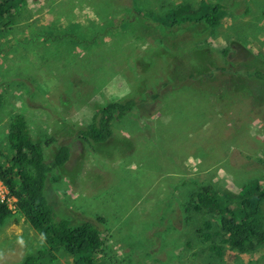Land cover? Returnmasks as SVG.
<instances>
[{"label":"rangeland","instance_id":"1","mask_svg":"<svg viewBox=\"0 0 264 264\" xmlns=\"http://www.w3.org/2000/svg\"><path fill=\"white\" fill-rule=\"evenodd\" d=\"M183 4L194 13L188 14L187 6L176 11L175 6ZM216 4L227 7L218 14L214 29L195 21L201 14H214ZM169 11H176V18ZM134 15L159 25L129 21L128 16ZM10 21L6 28L0 26V161L8 152L2 145L14 113L24 116L33 133L47 127L48 135L58 120L89 124L94 110L89 113L87 108L96 109L112 96L125 94L134 83L128 84L132 76L152 82L142 95L146 101L150 95L159 96L145 110H135L136 117L129 116L123 125L114 121L115 134L108 143L88 146L59 133V142L72 143L76 163L70 175L55 170L53 176H63L52 196L60 197L57 204L62 202L66 214L83 215L105 234L107 264H264V245L257 252L223 249L222 256H214L209 242L201 244L195 234L201 221L187 222L184 216L187 197L198 187L236 193L246 180L262 177L259 171L247 173L243 164L248 156L253 161L264 158L263 121L251 118L254 110L243 88L253 85V93L260 96L264 87L256 84L255 77L238 85L239 91L231 94L235 103L225 114L223 107H213L211 88L199 70L230 68L216 50L234 46L244 56L251 51L248 67H255L251 73L256 71L258 57H264V0H27ZM61 22L66 27L59 26ZM55 29L60 41L72 45L61 48L59 37H52ZM83 30L88 31L86 41L70 33ZM43 32L51 40L48 45L38 42ZM125 48V53L120 51ZM55 50L64 53L49 60ZM237 52L226 58L247 63L248 57ZM203 59L207 67H201ZM163 81L174 82V92L162 88ZM183 84L188 88L180 90ZM189 84L204 90L206 97H195ZM222 94L225 98L227 92ZM85 95L90 98L81 110L67 108L68 101L80 105ZM163 97L168 100L162 101ZM250 97L256 104V97ZM154 101H162L160 107L167 104L165 111L151 114ZM186 144L183 154L177 153ZM0 189L11 210L0 224V264H23L43 239L18 213L16 201L8 198L2 184ZM73 261L58 252L46 264Z\"/></svg>","mask_w":264,"mask_h":264},{"label":"trees","instance_id":"2","mask_svg":"<svg viewBox=\"0 0 264 264\" xmlns=\"http://www.w3.org/2000/svg\"><path fill=\"white\" fill-rule=\"evenodd\" d=\"M26 2L27 0H0V26L6 28L9 23H12L10 20L16 15L17 11H20L22 6L26 5ZM182 7L187 8L188 14L194 13V10L188 4L175 6L176 11H179ZM223 7L226 8L227 6L225 4L224 6L216 4L213 10H211V13L214 12V14H201L199 18L196 17L195 21L199 24L208 25L209 30L214 29L217 24L218 14ZM176 11H169L168 14L172 18H176ZM152 18L156 20L158 16ZM166 18L168 19V17ZM128 19L129 21L139 20L140 16H128ZM129 21L128 23L131 24ZM140 21L145 22L146 20L140 19ZM110 22L112 21L110 20ZM151 23L145 22L144 26L152 27L155 25L154 27H158L159 25L158 22L153 21ZM132 24L135 25L136 23ZM63 25L65 26L66 22H61L59 26ZM61 29L62 27L59 28V31ZM57 31V29L54 30L52 37H59L57 41L61 48L72 45L63 39L60 41ZM202 31L208 32V30L203 28ZM70 33L72 37H80L83 41H86L88 38L87 30H83L81 34L76 32ZM42 34L37 36V39L42 37L38 42L45 45L50 44L51 40L46 39L44 32ZM176 39L179 41L178 38ZM67 49L72 51L71 47ZM234 49L236 50L234 46L230 50L223 46L216 50L224 57V64H228L230 68L219 67L216 63L217 66H213L214 69L210 70L211 72L199 70V76L206 80L207 86H209V89L211 88V98L215 100L212 101L213 107L216 109L223 107L222 112L225 114L229 113V110H227L229 109L228 106L230 105L232 108L233 103H235V98L231 94H233L232 92L239 91L238 85L248 83L252 81V77H255L256 84L262 86V88L264 87V57H258L256 71L251 73V71L255 70V67H248L252 57L251 51L246 49L247 56H244L237 52L239 50L234 51ZM49 50L52 51L51 48ZM126 50L127 48L120 51L125 53ZM54 52L49 60L52 57L55 59L58 53L62 55L64 53L63 50L61 52L55 50ZM236 52L243 59L248 57V62L239 61L238 63H231L226 58L228 55H234ZM153 57L155 56H152L151 59L156 60ZM153 60L149 62L150 67L146 71L151 69ZM201 64V67H207L204 59ZM191 75L196 77L197 74L193 72ZM127 80L128 84L130 81L134 82L132 87L128 88L127 94L112 96L107 103L100 104L96 109L87 108L89 113L92 110L94 111H92L93 113L88 119L87 123L89 124L84 126L74 124L69 122V120H58L60 124L53 123L55 126L52 127V131L49 127L51 132L48 135L47 127H41L42 132L40 131V134H35L31 131L23 115L17 112L9 118L7 132L4 135L5 143L2 145L8 152L6 156L3 155L4 161H0V182L8 191V198L16 201L15 207L18 213L24 217V220L30 227L38 232L43 239V244L39 250L28 255L24 259L23 264H46L54 260L58 252H64L70 256L74 260V264H107L105 260L108 258L106 248L108 242L105 234L83 215L74 216L66 214L68 211L67 209L66 212L63 210L62 202L58 206L57 201L60 202V197L52 195L56 191L54 185L61 182L63 175L59 177L53 176V174H56L55 170L61 169L63 174L67 175L68 173L70 175L76 163V159H73L72 143L65 142V140L59 142V133H67L72 136V142L84 141L88 146L108 143L115 134L113 124L116 121L123 125L124 121H128L129 116H135V113H133L135 110H145L149 106L150 101H156L159 98L158 94L150 95L151 99L147 101L144 96L142 97L144 90L151 86L152 82L149 78L135 75ZM138 80L141 83H137L136 81ZM189 85H191V90L194 92L195 97H199L201 100L203 96L206 97L204 90H197L193 84ZM160 86L164 89H169L170 92H174V82L172 84L163 81ZM179 88L183 90L187 89L188 86L183 84ZM253 88V85L243 88L247 89L245 91L249 95L246 99L249 100L251 109L254 110V117L251 118H260L264 125V116L261 112V109L264 111V91L260 96H257L256 92L253 93ZM223 91L227 92L225 98L230 102H226L222 94ZM250 96L256 97V104L252 105ZM89 98V95H85L81 99L80 105L68 101L67 108L81 110L82 107H85V102ZM165 100H168V98L163 97L162 101ZM155 101L151 105V114L164 112L167 104L160 107L162 101L158 103ZM154 104L155 106L153 107ZM217 113H220V111ZM134 124L131 123V125ZM124 140L127 141L126 139ZM187 147L188 144L182 146L178 149L177 153L181 152L183 154V149ZM231 158L236 159L235 156ZM248 158L249 160L243 163L245 170L248 171L247 173L253 171L257 173L259 171L262 177L246 180L236 193L219 191L212 186L204 185L195 189L187 197L186 206L184 207L185 220L187 222L197 219L201 221V227L197 229L195 234H198V239L203 242L201 244L209 242V252L211 251L214 256H222L223 249L240 254L257 252L264 245V180L259 181L260 178L264 179V158H255L254 161L251 160V156H248ZM66 206L71 208L70 205ZM75 211L73 210V212ZM189 212L191 214H188ZM206 215L208 218H199ZM10 216L11 210L8 203H0V224ZM187 245L189 246L190 244ZM205 250L207 249H199L200 253L196 254H201ZM47 259L48 261H46Z\"/></svg>","mask_w":264,"mask_h":264},{"label":"built area","instance_id":"3","mask_svg":"<svg viewBox=\"0 0 264 264\" xmlns=\"http://www.w3.org/2000/svg\"><path fill=\"white\" fill-rule=\"evenodd\" d=\"M0 184H2V183H0ZM3 186V185H2ZM0 191L2 192V193H0V199H1V203H3V202H6L7 201V199H4V197H3V194H4V189H0Z\"/></svg>","mask_w":264,"mask_h":264}]
</instances>
